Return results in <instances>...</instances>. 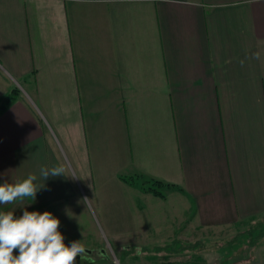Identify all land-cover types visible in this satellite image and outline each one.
Returning a JSON list of instances; mask_svg holds the SVG:
<instances>
[{
	"label": "crops",
	"instance_id": "1",
	"mask_svg": "<svg viewBox=\"0 0 264 264\" xmlns=\"http://www.w3.org/2000/svg\"><path fill=\"white\" fill-rule=\"evenodd\" d=\"M14 87L0 183L35 174L37 206L79 215L87 197L138 246L175 236L134 232L126 188L153 184L190 200L173 238L224 236L238 249L222 259L253 262L264 235L244 232L263 230L264 0H0V103ZM60 165L75 176L41 177Z\"/></svg>",
	"mask_w": 264,
	"mask_h": 264
},
{
	"label": "rangeland",
	"instance_id": "2",
	"mask_svg": "<svg viewBox=\"0 0 264 264\" xmlns=\"http://www.w3.org/2000/svg\"><path fill=\"white\" fill-rule=\"evenodd\" d=\"M149 186L152 187L146 190L150 192L153 191L152 188H157L153 184ZM133 188L128 186L126 191L129 200L127 207L132 212L130 218L128 215L127 217L131 220L134 218L137 227L134 232L148 236L162 233L161 230L169 227L167 233L173 234L174 232L175 236H178L180 231L175 233L176 230L172 229L179 226L178 223L176 224L178 216L176 207L182 210L190 200L181 198L175 192L174 195H171L167 193L168 190L160 189L163 196H156L152 193H144L139 188L138 190ZM86 199L87 201H85ZM25 208L28 211L41 213L50 211L60 220L59 231L65 237V244L70 245L73 241H80L84 245L86 253L81 258L77 257L76 264H241L239 262H227L230 257H223L226 261L225 263L222 262L224 260L221 257L222 252L230 253L231 250L238 249L228 246L231 242L226 246H221L224 242V236L213 239L203 236L195 239L180 237L183 238L181 240L170 235L171 238L168 241L154 240L155 243L152 245L138 246L135 244L138 241L128 238L129 232L109 229L100 214L99 208L94 206L87 197H84L82 204L80 203L78 206V210L83 211V215L73 213L64 203L39 207L31 197L14 204L0 205V211H14L16 217L21 216ZM68 210L71 212L68 213ZM180 217L183 218V215ZM254 222L263 224V230L244 233L263 236L264 216L254 220ZM238 232L235 231L234 234L237 235ZM255 245L257 246L253 247L255 248L253 262H242L243 264H264V236H258ZM14 254L18 255L19 253L15 251Z\"/></svg>",
	"mask_w": 264,
	"mask_h": 264
},
{
	"label": "clouds",
	"instance_id": "3",
	"mask_svg": "<svg viewBox=\"0 0 264 264\" xmlns=\"http://www.w3.org/2000/svg\"><path fill=\"white\" fill-rule=\"evenodd\" d=\"M259 58V54H257ZM41 177L75 176L68 174L65 166L42 167ZM35 174L22 180L0 183V205L14 204L31 197L35 200L38 186ZM87 201V199L85 200ZM60 220L50 211H28L16 217L14 211H0V264H76L86 248L80 241L65 244L59 231ZM18 251V255L14 252ZM139 252V250H137Z\"/></svg>",
	"mask_w": 264,
	"mask_h": 264
},
{
	"label": "trees",
	"instance_id": "4",
	"mask_svg": "<svg viewBox=\"0 0 264 264\" xmlns=\"http://www.w3.org/2000/svg\"><path fill=\"white\" fill-rule=\"evenodd\" d=\"M19 93L20 90L17 87H14L11 90L10 94L6 98H4L0 103V113L3 112V110H5L11 103H13L18 98ZM156 183H158L159 185H164L162 184V182H156ZM152 190L155 195L162 196V194L158 190L154 188H152Z\"/></svg>",
	"mask_w": 264,
	"mask_h": 264
}]
</instances>
